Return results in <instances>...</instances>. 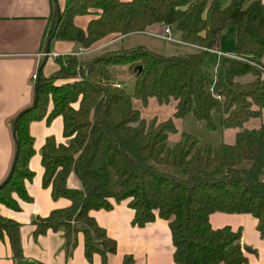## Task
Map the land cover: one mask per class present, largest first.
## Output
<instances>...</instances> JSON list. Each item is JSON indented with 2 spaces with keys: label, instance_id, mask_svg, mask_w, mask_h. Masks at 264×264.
I'll return each instance as SVG.
<instances>
[{
  "label": "trees",
  "instance_id": "16d2710c",
  "mask_svg": "<svg viewBox=\"0 0 264 264\" xmlns=\"http://www.w3.org/2000/svg\"><path fill=\"white\" fill-rule=\"evenodd\" d=\"M53 4L47 37L54 32V38L75 41L82 49L56 56L58 67L48 75L44 64L37 69L36 103L14 117L18 151L10 177L0 186V203L18 209L14 194L31 199L25 186L33 176L29 123L61 115L65 140L45 137L41 183L50 187L53 199L65 197L70 203L33 218L34 234L62 227L70 248L81 231L88 257L98 252L102 264H108L116 240L90 211L127 199L133 225L157 216L168 221L173 259L179 264L246 262V251L255 249L241 241V228L212 227L209 214L250 213L264 236V121L237 131L233 142L199 144L194 134L182 131L169 145L168 133L176 129L173 120H146L132 97L144 104L149 96L160 103L174 99V116L192 112L209 127L214 109L222 128L261 117L264 2L230 0L223 6L220 0H67L62 10L56 0ZM91 12L96 15L85 28L75 24V15ZM157 22L177 30L179 40L194 48L173 54L143 44L93 49L107 34L142 31ZM230 26L235 28L234 49L218 54L209 78L204 55ZM123 64L133 76L132 93L114 80L112 67ZM71 171L80 187L67 184ZM19 227L17 220L0 213V236L7 234L15 257L22 255ZM130 263L125 256L123 264Z\"/></svg>",
  "mask_w": 264,
  "mask_h": 264
},
{
  "label": "crops",
  "instance_id": "0c3cea01",
  "mask_svg": "<svg viewBox=\"0 0 264 264\" xmlns=\"http://www.w3.org/2000/svg\"><path fill=\"white\" fill-rule=\"evenodd\" d=\"M229 1L220 0L221 5L222 2L228 4ZM56 2L58 9L62 10L67 0ZM54 11L53 0H0V182L7 176L14 158L13 119L33 102L35 96L32 74L37 72L43 60V72L46 75L58 67L55 56L47 55L45 58L47 31ZM95 15L93 12L77 14L74 22L85 28ZM164 28L163 23L157 22L142 31L122 35L113 32L97 40L93 49L117 44L132 46V41H126L138 33L163 38L160 35L164 33ZM170 29L172 32V28ZM227 31L229 35L235 36L234 26H230ZM223 37L225 33L213 48L215 51L210 49L209 52L216 56L217 51L230 53L228 51L233 48V43H230L229 47L224 46ZM174 41L183 47L182 52L194 48L179 39ZM81 49L75 41L53 37L49 51L64 55ZM262 61L264 62V56ZM112 70L114 71V66ZM114 80L122 84L115 73ZM261 120L264 121V107L261 110ZM29 131L34 139V153L28 161L33 176L25 180V186L31 199L26 201L14 194L19 202L18 209L0 203V213L20 223L22 255L13 256L9 238L4 233L0 236V264H102L98 252L88 257L81 231L77 232L75 243L70 248L67 247L62 227L34 234L33 218L46 216L52 208L66 206L70 200L65 197L53 199L50 187H44L41 183L43 166L40 149L45 137L53 135L57 141L65 140L62 135L61 115L54 116L50 121H46L44 117L33 120L29 123ZM67 184L80 187V181L73 171L67 177ZM90 214L105 229L106 234L116 240V250L107 254L108 264H123L125 256L131 257L130 264H179L173 259V244L166 219L157 216L144 225H133V209L127 204V199L113 200L112 208L92 209ZM209 221L212 227H240L241 241L255 249L246 251L247 261L242 264H264V236L259 234L253 215L244 212L214 211L209 214Z\"/></svg>",
  "mask_w": 264,
  "mask_h": 264
},
{
  "label": "rangeland",
  "instance_id": "374dc122",
  "mask_svg": "<svg viewBox=\"0 0 264 264\" xmlns=\"http://www.w3.org/2000/svg\"><path fill=\"white\" fill-rule=\"evenodd\" d=\"M222 5H226L222 2ZM172 36L178 38L177 30L172 28ZM126 42L132 41V45L143 44L147 47L164 54H173L182 52L183 47L174 40H168L160 37H155L147 34H134L129 37ZM179 39V38H178ZM224 46H228L233 43L235 45V36L229 35L228 31H225V37L222 39ZM129 44V43H127ZM217 56L212 52H207L204 55V70L209 78L214 76L216 69ZM116 78L122 83L121 85L126 92L132 93L133 91V76L128 72L127 65H115L114 71ZM132 104L138 108L140 115L146 120L155 118L157 121H161L167 118H171L176 127L174 131L168 133L166 139L167 144H173L179 137L182 131H187L194 134L199 144L210 143L216 144L218 142H233L236 137L237 131L243 128L257 127L261 123V117H251L245 121L242 125L237 127L222 128L220 125V113L217 110H212L210 120L213 127H209L206 120L198 119L192 112H188L183 116H174L175 100L170 99L168 102L160 103L155 96H149L147 102L144 104L139 98L132 97Z\"/></svg>",
  "mask_w": 264,
  "mask_h": 264
},
{
  "label": "water",
  "instance_id": "95a60500",
  "mask_svg": "<svg viewBox=\"0 0 264 264\" xmlns=\"http://www.w3.org/2000/svg\"><path fill=\"white\" fill-rule=\"evenodd\" d=\"M58 19L60 18V14L58 13L57 15ZM53 33L54 32H51V34L47 37L46 39V50H45V58L47 57L48 55V51H49V48H50V41L51 39L53 38ZM44 63V60L43 62L40 64V66H42V64ZM36 91H37V86H35V96H34V99H33V102L31 105L27 106L24 110H28L30 107H32L33 105H35L36 103V100H37V95H36ZM24 110H22L20 113H22ZM16 120H17V117L14 119V129H15V123H16ZM14 139H15V142H16V149H15V153H14V158H13V161H12V164H11V167H10V170L7 174V176L5 177V179L0 183V186L3 185L5 183V181H7V179L10 177L12 171H13V168H14V165H15V161H16V157H17V151H18V142L15 138V133H14Z\"/></svg>",
  "mask_w": 264,
  "mask_h": 264
},
{
  "label": "built area",
  "instance_id": "2783aa9c",
  "mask_svg": "<svg viewBox=\"0 0 264 264\" xmlns=\"http://www.w3.org/2000/svg\"><path fill=\"white\" fill-rule=\"evenodd\" d=\"M160 36H162L164 39H168V40H177V38H175L174 36L171 35V29L169 26H166L165 25V28H164V33L161 34ZM213 51H215V49H211ZM218 54H220L221 52L220 51H217ZM48 55H52V56H58L60 55L59 52H56V51H48ZM32 78L33 80L36 78V72H34L32 74ZM117 85H120L119 83H116Z\"/></svg>",
  "mask_w": 264,
  "mask_h": 264
}]
</instances>
